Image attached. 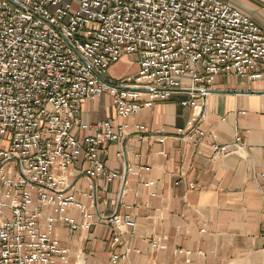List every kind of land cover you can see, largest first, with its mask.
<instances>
[{"label":"built area","instance_id":"built-area-1","mask_svg":"<svg viewBox=\"0 0 264 264\" xmlns=\"http://www.w3.org/2000/svg\"><path fill=\"white\" fill-rule=\"evenodd\" d=\"M125 57L136 73L112 78L110 68ZM218 77L264 80V32L221 0H0V264L64 262L68 251L53 238V225H94L69 192V169L92 183L132 172L104 165L101 146L119 141V129L109 120L82 123V103L108 95L125 119L186 93L181 105L193 114L179 132L201 139ZM75 129L96 134L80 140ZM213 154L226 157L231 148L213 146ZM87 196L97 207L96 195ZM40 207L57 213L45 232ZM69 208L81 212L82 225L65 215ZM98 218L113 225L111 249L134 226L130 215Z\"/></svg>","mask_w":264,"mask_h":264},{"label":"crops","instance_id":"crops-1","mask_svg":"<svg viewBox=\"0 0 264 264\" xmlns=\"http://www.w3.org/2000/svg\"><path fill=\"white\" fill-rule=\"evenodd\" d=\"M221 1L264 32V0ZM136 71L125 57L109 75L119 79ZM187 99L186 93L177 94L125 119L116 115L108 95L81 104L82 123L109 120L119 129V141L101 146L104 165L118 173L128 166L132 172L124 180L92 183L69 169V192L93 214L94 225L75 231L53 225V238L68 251L56 264H113L111 258L125 251L116 264H264V80L216 78L206 98L201 139L179 132L193 114L181 105ZM138 127L146 133H138ZM73 133L80 140L96 134L92 129ZM238 143L242 147H232ZM222 145L230 146L231 154L215 157L213 146ZM90 194L96 195L97 207ZM40 212L38 227L45 232L47 218L57 213L52 207ZM114 214L130 215L134 226L122 245L111 249L113 225L98 215ZM65 215L84 223L75 208Z\"/></svg>","mask_w":264,"mask_h":264},{"label":"rangeland","instance_id":"rangeland-1","mask_svg":"<svg viewBox=\"0 0 264 264\" xmlns=\"http://www.w3.org/2000/svg\"><path fill=\"white\" fill-rule=\"evenodd\" d=\"M129 70H131V69H129ZM129 72H131V71H129Z\"/></svg>","mask_w":264,"mask_h":264}]
</instances>
